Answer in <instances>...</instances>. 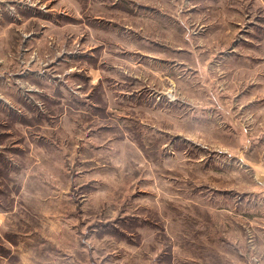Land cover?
<instances>
[{"label":"rangeland","instance_id":"rangeland-1","mask_svg":"<svg viewBox=\"0 0 264 264\" xmlns=\"http://www.w3.org/2000/svg\"><path fill=\"white\" fill-rule=\"evenodd\" d=\"M0 264H264V0H0Z\"/></svg>","mask_w":264,"mask_h":264},{"label":"crops","instance_id":"crops-1","mask_svg":"<svg viewBox=\"0 0 264 264\" xmlns=\"http://www.w3.org/2000/svg\"><path fill=\"white\" fill-rule=\"evenodd\" d=\"M1 215V214H0Z\"/></svg>","mask_w":264,"mask_h":264}]
</instances>
